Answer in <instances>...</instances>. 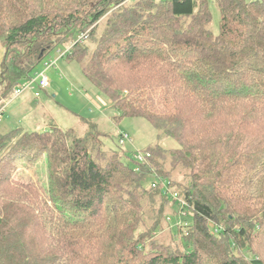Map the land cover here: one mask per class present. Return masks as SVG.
<instances>
[{"label": "trees", "instance_id": "trees-1", "mask_svg": "<svg viewBox=\"0 0 264 264\" xmlns=\"http://www.w3.org/2000/svg\"><path fill=\"white\" fill-rule=\"evenodd\" d=\"M125 1L0 0V102L71 47L116 122L179 146L107 151L85 119L0 129V264H264V0ZM43 158L47 185L20 182ZM178 212L191 222L165 243Z\"/></svg>", "mask_w": 264, "mask_h": 264}, {"label": "rangeland", "instance_id": "rangeland-1", "mask_svg": "<svg viewBox=\"0 0 264 264\" xmlns=\"http://www.w3.org/2000/svg\"><path fill=\"white\" fill-rule=\"evenodd\" d=\"M133 1L126 0L125 4H132ZM213 9V28L217 32L219 12L216 8ZM4 50L0 39V74L5 55ZM58 51L60 50H53L46 60L51 62L58 60L60 56ZM43 63L44 61L39 64L37 72L44 70ZM56 66L47 72L51 85L47 91H41L40 98H36L30 91H25L19 98L12 97L9 101L0 102V109H4L3 117L0 119V129L3 132L21 129L23 132L41 133L57 124L62 129L75 128L84 133L89 130L90 125H96L97 131L103 137V148L107 151L139 153L156 145L167 150L178 149L176 141L171 138L163 139L160 132L145 119L126 118L116 122L114 117L117 116V112L112 108L110 100L84 76L83 66L65 59L59 60ZM1 93L2 89H0ZM80 119H85L90 125H82ZM119 134L130 136L132 141L122 144ZM44 160L43 158L35 165L20 166L19 181L22 183L39 182L47 185ZM176 178L179 183L184 180L179 175H176ZM150 183L147 182L146 186ZM171 218V227L166 226L161 232L159 231V236L165 243L180 245L189 219L179 212L176 215L172 214Z\"/></svg>", "mask_w": 264, "mask_h": 264}, {"label": "built area", "instance_id": "built-area-1", "mask_svg": "<svg viewBox=\"0 0 264 264\" xmlns=\"http://www.w3.org/2000/svg\"><path fill=\"white\" fill-rule=\"evenodd\" d=\"M87 39V37L85 35H81L80 37V40L79 42L83 41ZM71 47H68L66 50H60L58 51L60 53V56L58 58V60L56 61H44L43 63V67H44V70L43 71H39L37 72L34 76H32L31 78H29L28 80H26L21 86H19L13 96L14 98H19L21 97L22 94L25 93V91H30L33 93V95L36 97V98H40V94H41V91H47L49 88H50V85H51V81H49V78L47 76V72L55 67H57V63L59 60H63L66 58L67 54L69 53ZM3 114H4V109H0V119L3 117ZM124 136V140H131L129 138L128 135H122ZM123 143V142H122ZM150 157V155H144V154H140L137 156V159L138 161L142 162L144 160H146V158ZM161 179H157L156 181V185H153V188H156L157 187V184L161 183ZM164 187L166 188V192H169V188L167 186V184L164 183ZM169 195L170 196H173L180 204V206H185V204L179 199V196L177 194H172L169 192ZM186 207V206H185ZM181 215H183L184 217H186V214L185 213H180Z\"/></svg>", "mask_w": 264, "mask_h": 264}]
</instances>
